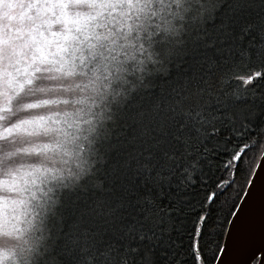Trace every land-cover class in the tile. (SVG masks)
Returning <instances> with one entry per match:
<instances>
[{"label":"snow or ice","instance_id":"snow-or-ice-1","mask_svg":"<svg viewBox=\"0 0 264 264\" xmlns=\"http://www.w3.org/2000/svg\"><path fill=\"white\" fill-rule=\"evenodd\" d=\"M0 264H264V0H0Z\"/></svg>","mask_w":264,"mask_h":264}]
</instances>
